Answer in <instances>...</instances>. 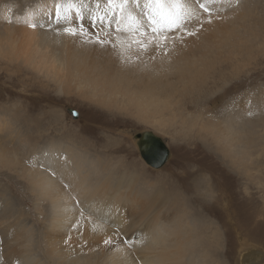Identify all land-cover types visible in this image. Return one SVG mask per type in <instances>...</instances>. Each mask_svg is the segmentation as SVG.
Returning <instances> with one entry per match:
<instances>
[{
    "label": "bare ground",
    "instance_id": "bare-ground-1",
    "mask_svg": "<svg viewBox=\"0 0 264 264\" xmlns=\"http://www.w3.org/2000/svg\"><path fill=\"white\" fill-rule=\"evenodd\" d=\"M67 2L7 0L0 7V37L6 39L0 42V59H8V70L19 66L46 80L28 76L13 82L20 76L13 73L14 85L22 83L43 98L55 90L66 100L80 98L92 112L104 110L113 127L97 126L102 138L111 139L105 131L114 140L86 142L81 126L67 131L61 109H53L51 120L44 111L31 115L29 103L23 109L0 105V170L17 185L0 181V264H231L223 255L216 214L232 229L235 198L206 170L188 192L183 182L191 173L189 163L177 175V187L159 186L130 150L135 144L139 151L135 134L140 131L127 147L126 132L115 126L133 119L172 140L171 132L183 126L184 134L207 133L211 139H200V146L221 153L229 170L240 169L249 178L250 141L264 130V84L245 88L255 72L240 59L248 42L241 30L251 9L263 7L264 0H220L209 5L210 20L195 5L200 18L192 19L187 31L167 39L149 34L144 48L128 47L139 37L116 31L115 24L95 22L108 10L106 0H83L91 9L100 4L94 22L84 8L81 22L74 8L58 23L57 5ZM29 15L36 27L23 22ZM0 91L18 94L7 86ZM180 139L182 147L191 144ZM235 237L237 264L264 262L261 250L238 233Z\"/></svg>",
    "mask_w": 264,
    "mask_h": 264
},
{
    "label": "rangeland",
    "instance_id": "rangeland-1",
    "mask_svg": "<svg viewBox=\"0 0 264 264\" xmlns=\"http://www.w3.org/2000/svg\"><path fill=\"white\" fill-rule=\"evenodd\" d=\"M6 3L7 0H0V7H6ZM251 10L252 12L249 13L250 16L248 15V17L246 18L248 21L245 22V26H243L241 30V32L243 31L242 32V37L244 38L243 40H246L248 42L246 43L247 46L246 45L243 46L244 53L242 56H240V59L248 60L249 61L248 69L251 70V73L255 72L251 77L248 78L249 79L247 80L248 85L246 84L247 87L245 88L253 87L256 89L258 86L264 84V6L262 7L261 5H256ZM5 40L6 39L4 37L2 38L0 37V42H4ZM7 61L8 59H0V87L3 86L5 87L7 86L9 88L12 87V89L14 88L18 92V94L10 95L8 91L6 92L0 91L1 92L0 105L5 104L10 106L8 108H11V106L15 104L16 108L23 109L22 104L29 103L28 108H31L29 111L31 115H37L38 112L40 114V112L44 111L51 115L50 118L51 120L56 119V113L53 111V109L55 111L61 109L63 122L64 124H66L67 131L78 130L80 129L81 126L82 132L85 133L83 134V137H85L84 140L86 142H87L86 139H92L94 142H101V143L114 140L113 136H111L112 134L110 132H105V131H104V135H109L111 139L108 140L102 138L103 135L100 129L104 128L105 126H107L108 128L113 127L110 125V123H112V120L110 118H106V113L104 110L95 107V110L97 112L94 111L95 112L94 113L90 110L89 105H86L81 102L82 100L80 98L73 96V98L66 100L63 97V95L58 94L57 91L55 90H52L53 87H51L52 91H49L47 93V96L43 98L42 94H40L39 91L33 89L32 91H29L27 90V87L24 86L22 83L20 84V82H19L20 85L18 84L14 85L13 82H15L16 80L20 81L24 77L27 78L28 76H35V80L41 81L43 84L46 83V80L43 77L40 76L38 77L27 70L26 73H24V70L22 71L23 68L19 66L15 67L16 69L8 70L9 67L7 66ZM13 73H18L20 74V76H18L15 80H12L13 81L12 82L11 77L9 76H11ZM242 78H244L243 75ZM20 93L23 95H21ZM20 95L26 96L28 98L24 99ZM53 99L56 101H54ZM45 105H47V107ZM28 108L24 107V109H28ZM68 108H71L77 112V118H73V116L68 112ZM89 115H92V120H95L94 122L89 121L90 120ZM42 123L46 124L47 119L42 120ZM97 125H100V127L102 128L98 127ZM121 125L115 127H118L117 130L120 129L123 132L125 131L127 133V134L123 133L124 136L126 137L124 138V140L126 142L127 147L128 146L130 147L131 142H135L133 138L134 133L139 131L141 132L142 130L154 131L147 125L139 123L133 119H128L127 122L124 125H122L123 128L121 127ZM111 129H115V128H111ZM185 129L186 128L183 126L181 128V131L179 132L181 133V135H184L185 137L181 136L179 133H175L174 131L171 132L173 136V140L171 139V135H168L167 133H161L155 131V134L161 136L165 141L170 156L160 168H153L148 164H146L144 160L141 158L138 148L135 144H134V149L133 148L130 149L133 152V157L136 160H138L143 166H145V168L151 171L152 176H155L157 178V179L155 178V180L158 181L159 186H163V182H167V184H172L173 187H177L178 185L177 175L179 176L180 175L179 173H181L183 170L186 169L185 163L187 164L189 163L192 166L190 169L191 172L190 176L187 179H185L183 182V187L185 189H189L188 192H191L194 181L199 177V172L204 171L206 173L207 171L208 174L214 175L216 177L214 181L219 184L221 189L224 190L227 194L231 195L233 198H235V203L233 204L235 216L232 220L234 223L232 229L229 227V225H227L226 223L227 221L224 219L222 214H218V213L216 214V216L218 217L216 218L217 222L223 228L222 230L225 238V247L223 251L224 258L227 261L229 260L231 264H234V261H236L235 264H237L238 247L237 244L234 243L235 240H237V238L235 237L236 233H238L242 238L247 240L248 243L253 244L252 246H254L256 249L261 250L260 252H262L264 255V130L263 128H261L262 131H259L256 133V135H254L253 142L250 141V143L251 144L253 143L254 146L252 147L253 152L251 153V165H249L250 167V171H249L250 174H248L250 175L249 178L244 173H242L240 169H237L238 171L235 169L233 171L229 170V168L226 166L224 162V159L222 158L221 153L219 152L217 153L211 150L209 151L204 146H200L201 145L199 141L200 139L202 138L211 139L209 134L203 132L201 133L196 132L194 130H190L187 132V134H184L186 133L183 132L186 131ZM179 137L185 138L186 139L185 142L191 141L190 142L191 144L182 147L180 144L184 142L181 139L179 140ZM100 145L102 144L98 143V146ZM194 173L197 174L194 175ZM3 175L4 176L6 175L5 171L0 170V181L2 180L1 183L7 184V182H11L13 183V185H15L14 183L15 181L13 179L11 178L8 179L7 178L8 176L4 177ZM163 187H165L168 190V188L165 185ZM17 188L18 187H15L14 189L15 192L19 195ZM246 188L248 190L247 193L250 198L249 201L244 200V197L246 196L245 195ZM170 194L172 193H169V197ZM241 197L243 198V201H241ZM210 216L212 219L215 218L214 215H210ZM253 264H257V263H253ZM259 264H264V262Z\"/></svg>",
    "mask_w": 264,
    "mask_h": 264
},
{
    "label": "snow or ice",
    "instance_id": "snow-or-ice-1",
    "mask_svg": "<svg viewBox=\"0 0 264 264\" xmlns=\"http://www.w3.org/2000/svg\"><path fill=\"white\" fill-rule=\"evenodd\" d=\"M218 2L220 0H106L108 10L103 16H96L95 22L105 25L107 28H111L115 24L116 31L127 32L130 37H139L136 41L129 40L128 47L135 43L137 48H144L147 43L144 38L149 34L153 39H167L169 33L187 31L188 23L192 19L200 18L195 5L208 13L210 20L212 13L209 5ZM74 8L76 9L75 16L81 22L85 19V15L80 9H87L88 19L91 23L94 22L92 17L99 11L100 4L97 3L96 9H91L83 0H80L78 5L73 4L72 0H68L63 6L57 5L56 21L59 23L62 18L67 19L68 13ZM23 22L30 27L37 26L31 22L30 15L25 17ZM65 31L75 34L76 29L66 28ZM81 31H83L82 27ZM188 34H194V32ZM98 42L105 43V41L99 39ZM159 46V42H157V47ZM81 215H83V212ZM105 243H108V241H105Z\"/></svg>",
    "mask_w": 264,
    "mask_h": 264
},
{
    "label": "water",
    "instance_id": "water-1",
    "mask_svg": "<svg viewBox=\"0 0 264 264\" xmlns=\"http://www.w3.org/2000/svg\"><path fill=\"white\" fill-rule=\"evenodd\" d=\"M68 112L77 118V112L68 108ZM141 157L144 161L155 168H160L170 157L169 150L162 137L154 134L151 130H144L135 134Z\"/></svg>",
    "mask_w": 264,
    "mask_h": 264
}]
</instances>
